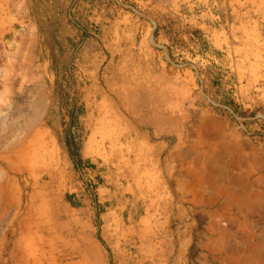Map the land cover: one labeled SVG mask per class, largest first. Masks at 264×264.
<instances>
[{"label":"rangeland","instance_id":"374dc122","mask_svg":"<svg viewBox=\"0 0 264 264\" xmlns=\"http://www.w3.org/2000/svg\"><path fill=\"white\" fill-rule=\"evenodd\" d=\"M221 2L0 0V264H264V205L238 207V221L208 223L197 208L194 221L175 220L171 175L159 173L166 189L157 192L153 150L142 142L158 141L154 109L174 107L178 115L206 110L264 143V76L244 69L239 79L218 56L200 53L186 22L213 8L223 23ZM251 3L264 8V0ZM79 21L90 23L85 37ZM145 28L164 31L169 45L156 31L139 53ZM52 59L73 65L70 95L85 109L78 171L57 139L67 110L54 104L44 120L54 100ZM186 228L192 236L180 237ZM213 234L240 252L216 255Z\"/></svg>","mask_w":264,"mask_h":264},{"label":"crops","instance_id":"0c3cea01","mask_svg":"<svg viewBox=\"0 0 264 264\" xmlns=\"http://www.w3.org/2000/svg\"><path fill=\"white\" fill-rule=\"evenodd\" d=\"M220 8L223 23H219L211 8L198 15L185 16L188 28L201 34L209 54L217 55L219 64L233 71L239 79L246 72L244 69L253 71L256 77L264 76L258 28L260 23L264 24V8L253 7L251 0H223ZM156 31L155 39L159 44L169 45L164 31L145 28L140 31L136 45L139 53L145 50ZM145 59H142L144 64ZM178 106L177 103V110ZM188 108L195 109L193 104H188ZM154 110L152 138L158 141L150 144V137L145 135L142 142L153 150L157 192L166 189L165 180L159 184V173L161 179L166 173L171 175V203L177 207L175 220L194 221L192 216L197 208L202 214L206 213L208 223L211 220L238 221V207L264 205V143L245 139L226 122L203 109L197 112L186 109L179 115L174 113V107L171 112L158 107ZM144 168L146 173L152 172ZM212 207H217L213 217ZM247 219L260 220L258 217ZM187 228L179 231L180 237L192 236ZM213 228L219 225L213 224ZM223 239L222 234L209 237L213 253L240 252L236 245ZM220 262L226 264V258H221Z\"/></svg>","mask_w":264,"mask_h":264},{"label":"trees","instance_id":"16d2710c","mask_svg":"<svg viewBox=\"0 0 264 264\" xmlns=\"http://www.w3.org/2000/svg\"><path fill=\"white\" fill-rule=\"evenodd\" d=\"M47 23L49 24L51 21L48 20ZM74 25L75 28L79 29L81 37H85L87 34V27L90 25V23L88 21H79V23H74ZM192 35L196 37V43L200 53L204 55L208 54L209 49L206 42L202 38V35L198 32H194ZM169 57L170 59L172 58L171 53ZM51 65L54 69V72L56 73L53 93L54 100L52 105L48 108L44 120L49 123L50 118L54 113V104H56L60 110L63 108L67 110V123L65 125H61L62 131L58 134L57 139L64 144L73 169L78 171L85 165V162L82 161L80 155L82 128L79 121V119L85 114V109L83 104L80 102L79 95L76 91L70 95V90L76 86V80L73 76V65L70 67L69 65L65 64L60 67L58 61L53 59L51 61ZM209 69L214 70L216 73L218 72L215 70L216 68L214 64H211ZM58 76H60V78ZM225 103L232 105V102L229 100L225 101ZM66 200L71 203V197H66ZM72 206L74 205L72 204ZM97 240L101 242L99 233H97Z\"/></svg>","mask_w":264,"mask_h":264},{"label":"bare ground","instance_id":"6f19581e","mask_svg":"<svg viewBox=\"0 0 264 264\" xmlns=\"http://www.w3.org/2000/svg\"><path fill=\"white\" fill-rule=\"evenodd\" d=\"M88 91V90H87ZM84 151V150H83Z\"/></svg>","mask_w":264,"mask_h":264}]
</instances>
